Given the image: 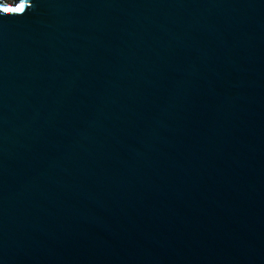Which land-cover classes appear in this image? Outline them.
Segmentation results:
<instances>
[{"label":"water","instance_id":"1","mask_svg":"<svg viewBox=\"0 0 264 264\" xmlns=\"http://www.w3.org/2000/svg\"><path fill=\"white\" fill-rule=\"evenodd\" d=\"M16 2L0 264H264V0Z\"/></svg>","mask_w":264,"mask_h":264},{"label":"snow or ice","instance_id":"2","mask_svg":"<svg viewBox=\"0 0 264 264\" xmlns=\"http://www.w3.org/2000/svg\"><path fill=\"white\" fill-rule=\"evenodd\" d=\"M23 10H24L23 3L19 4L17 7H14V8L5 7V8L0 9V11H4L6 13H20V12H23Z\"/></svg>","mask_w":264,"mask_h":264},{"label":"clouds","instance_id":"3","mask_svg":"<svg viewBox=\"0 0 264 264\" xmlns=\"http://www.w3.org/2000/svg\"><path fill=\"white\" fill-rule=\"evenodd\" d=\"M11 3H12V4H15V3H17V2H16V0H11ZM25 11H26V9H25L21 14L25 13ZM3 14H9V13H6V12H4V11H0V15H3Z\"/></svg>","mask_w":264,"mask_h":264}]
</instances>
